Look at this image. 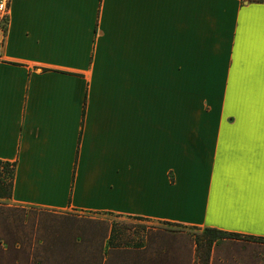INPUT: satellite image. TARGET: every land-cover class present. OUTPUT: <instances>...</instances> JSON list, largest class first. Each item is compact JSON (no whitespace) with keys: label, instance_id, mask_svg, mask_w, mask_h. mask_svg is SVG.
I'll list each match as a JSON object with an SVG mask.
<instances>
[{"label":"crops","instance_id":"obj_1","mask_svg":"<svg viewBox=\"0 0 264 264\" xmlns=\"http://www.w3.org/2000/svg\"><path fill=\"white\" fill-rule=\"evenodd\" d=\"M8 203L212 227L264 264V0H10Z\"/></svg>","mask_w":264,"mask_h":264},{"label":"trees","instance_id":"obj_2","mask_svg":"<svg viewBox=\"0 0 264 264\" xmlns=\"http://www.w3.org/2000/svg\"><path fill=\"white\" fill-rule=\"evenodd\" d=\"M15 169L16 162L0 159V232L4 236H0V264H208L215 241L241 236L217 228L191 226L202 229L203 235L195 240L193 262L190 259L184 262L175 247L174 236L170 235L172 230L146 232L145 227H140L133 232L136 234H131L117 223L102 228L90 220L73 217L47 221L38 215L54 216V212L61 210L36 206H28L30 209L25 210V206L8 203L12 197ZM93 213L124 216L108 211ZM125 217L150 220L141 216ZM42 224L47 226V235L38 236L34 230ZM243 237L264 242V238Z\"/></svg>","mask_w":264,"mask_h":264},{"label":"rangeland","instance_id":"obj_3","mask_svg":"<svg viewBox=\"0 0 264 264\" xmlns=\"http://www.w3.org/2000/svg\"><path fill=\"white\" fill-rule=\"evenodd\" d=\"M0 26L4 28V24H2V22H0ZM24 208L25 210L30 209L28 206ZM49 214H53V213L50 212ZM54 214H55L54 216H50V215H38V216H40L41 218H45L44 220H47V221L49 220L61 221L65 217H73V218H78L82 220H90L102 228H105L107 226L109 227L112 223H117L121 226H124L127 229V232L131 234H136L133 232H135L140 227H145L146 232L152 231V232H164L165 233V231L167 230H172L170 231V235L174 236L173 238L176 241L175 247L178 250L179 254H181V257H183L184 262H186L189 259L191 260V262H193V258L195 257L194 255L195 240L199 236L203 235L202 229H195V228H190L187 226H171L168 224H164L163 222L154 221V220L140 221V220H136V219L125 217V216H115V215H110L106 213L62 210V211L54 212ZM29 215H31V213H29ZM34 215L35 214H32L31 216H34ZM46 227L47 226L43 224L39 225L34 230L35 234H37L38 236L47 235V233H45ZM0 236L4 237L2 232H0ZM260 242H263V241H260Z\"/></svg>","mask_w":264,"mask_h":264},{"label":"built area","instance_id":"obj_4","mask_svg":"<svg viewBox=\"0 0 264 264\" xmlns=\"http://www.w3.org/2000/svg\"><path fill=\"white\" fill-rule=\"evenodd\" d=\"M9 1L10 0H0V22L4 24V27L6 26V22L4 20H7L8 17V11H9Z\"/></svg>","mask_w":264,"mask_h":264}]
</instances>
